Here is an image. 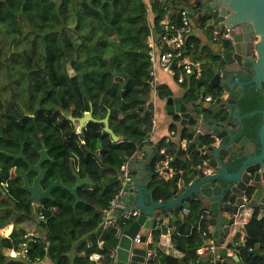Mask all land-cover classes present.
Here are the masks:
<instances>
[{
  "label": "trees",
  "instance_id": "1",
  "mask_svg": "<svg viewBox=\"0 0 264 264\" xmlns=\"http://www.w3.org/2000/svg\"><path fill=\"white\" fill-rule=\"evenodd\" d=\"M199 5L198 0H151V27L144 0H0V264H97L90 260L94 253L101 256L100 264L112 263L122 221L106 225L103 212L123 189L121 166L153 146L151 28L159 32L166 17L177 20L181 10L196 11ZM193 20L197 29L211 30L206 18L195 15ZM204 49L195 36L187 40L186 54L193 60L201 62ZM204 62L206 69L209 63ZM180 85L187 104L220 94L204 76ZM156 92L161 99L172 95L164 86ZM262 98L260 92L251 93L243 111L260 108ZM108 110L118 143L103 131V124L90 122L78 133V123L70 120L89 111L102 120ZM182 136L190 142L187 151L176 141L154 146V166L165 147L177 171L168 181L155 177L150 184L155 201L167 202L180 181L191 182L206 160L186 130ZM42 145L52 160L42 166L47 169L44 189L59 175L69 188L76 183L75 174L89 176L92 185L78 189L75 207V197L61 188L52 191L55 201L44 200L36 207L23 188L26 163L2 154L18 155L23 146L27 161L36 164ZM34 176L28 174L29 183ZM258 214L257 209L246 225L243 264H264L252 253L257 244L264 253V219ZM31 221L38 222L36 232L24 226ZM206 222L201 204L192 202L187 215L169 225L171 242L185 257L180 261L165 254L158 247L159 232H153L152 263L215 264L214 254L201 257L196 252L203 245ZM92 234L96 242L86 247L83 240Z\"/></svg>",
  "mask_w": 264,
  "mask_h": 264
},
{
  "label": "water",
  "instance_id": "2",
  "mask_svg": "<svg viewBox=\"0 0 264 264\" xmlns=\"http://www.w3.org/2000/svg\"><path fill=\"white\" fill-rule=\"evenodd\" d=\"M202 5L205 8L191 10L190 17L207 16L208 26L217 31L229 29L233 36L230 47L218 50L213 63L205 69L207 83L218 88L220 94L213 102L200 100L196 106L169 97L166 109L170 115H178L180 124L193 138L191 144L199 148L206 162L198 168L193 180L181 185L167 202L155 201L153 190H149L155 179V149L142 150L126 163L127 178L115 211L119 219L135 210L139 215L122 222L115 264H146L149 234L161 232L167 235L168 223L164 220L168 221L172 212L182 217L192 202H199L201 209L210 215L208 223L215 241V264H220L222 258L242 264L232 253L231 242L224 248L221 246L245 206L258 205L260 217L264 216V0H204ZM253 92L263 94L260 108L244 112L243 104ZM109 116L110 110L104 119L98 120L89 111L80 118L70 117V120L78 123V133L90 122L103 124V131L112 142L118 143L121 139L110 128ZM255 118L258 120L256 124L253 123ZM2 154L26 163L28 170L21 177L23 188L30 193L29 200L33 204L55 201L52 191L61 188L75 197V207L80 201L78 189L92 185L89 176L81 179L75 174L76 183L69 188L59 175L43 189L47 169L42 166L45 161H52L43 145L36 164L27 161L23 146L18 155ZM29 173L35 174L32 183L28 181ZM235 236H240L239 227ZM259 247L252 253L255 258L261 257L264 263V253H259Z\"/></svg>",
  "mask_w": 264,
  "mask_h": 264
},
{
  "label": "built area",
  "instance_id": "3",
  "mask_svg": "<svg viewBox=\"0 0 264 264\" xmlns=\"http://www.w3.org/2000/svg\"><path fill=\"white\" fill-rule=\"evenodd\" d=\"M197 31L194 20L190 17V10L183 9L180 11L177 20L170 19L166 17L160 23V30L156 32L154 28H151L150 35L148 37V45L150 48V61H151V71L150 75L152 77V87L155 90V67L158 65L163 72L167 75L176 78L179 84L183 83L185 79L194 78L195 80L200 79L205 71L203 63L200 61L193 60L189 55L186 54V43L187 40L192 37ZM211 38L214 43H232L233 36L229 29L217 31L211 28ZM256 43V39H254ZM156 92V91H155ZM204 101L213 102L211 96H205ZM176 133L174 130L170 132V135L166 138V144H170ZM188 140H179L178 146L183 150L187 151ZM159 160L156 162L153 172L154 176H158L159 179L168 181L173 178L177 171L173 167L174 156L167 152L165 147H162L159 151ZM121 180L122 186L127 178L126 164L122 165L121 168ZM123 195V189L115 196L113 200L110 201L109 206L104 210L102 221L106 225H113L115 220L119 218L115 214V208ZM248 202V199L245 198ZM185 212V214H187ZM139 211L135 210L128 214H125L120 220L124 223L133 217H137ZM44 216L42 213L39 214V218L42 219ZM210 232L207 228L202 231V236L207 240L206 246H200L197 249V255L201 256L205 251L210 254H214L215 251V241L210 237ZM99 247L102 246V242L98 243ZM11 256L15 257L16 253L14 251L10 252ZM112 263L115 264V252L111 254ZM100 258L98 255H94V258ZM154 252L152 250H147L145 262L146 264H153Z\"/></svg>",
  "mask_w": 264,
  "mask_h": 264
},
{
  "label": "crops",
  "instance_id": "4",
  "mask_svg": "<svg viewBox=\"0 0 264 264\" xmlns=\"http://www.w3.org/2000/svg\"><path fill=\"white\" fill-rule=\"evenodd\" d=\"M144 2L146 3V5L148 6V12H149V20H150V24L152 27V21H153V13H152V7H151V0H144ZM199 18V17H198ZM196 38H198L201 42V45L205 48L201 53L200 57H202V63H209L208 66H210L215 58V53L218 52V50H220L221 48H224V44L223 43H214L212 41L211 38V30L209 32H204L203 30H201L200 28L197 29V31L195 32V34L193 35ZM192 36V37H193ZM207 66V67H208ZM155 75H156V79H155V90L152 92V96H151V103L153 104V108H154V126H153V130L152 133L150 135V142H152L153 146L152 147H147L143 150H149V149H155V145H157L158 143L165 141L166 138L170 135V132L172 130H174L175 136L173 138V141L177 142L178 145V141L179 140H187L186 138H183L182 133L186 130V128L184 126H182L180 124V118L178 117V115H170V113H168L166 106H167V99H161L157 96V92L156 88L158 86H164V88H167L169 91H171L172 95L170 97L173 98H179L182 99L185 104L186 101L184 99V89L181 87V85L177 82V80L169 75H167L165 72L162 71V69L156 65L155 67ZM203 76L205 77V71L203 73ZM204 100V99H203ZM187 105H192V104H187ZM196 106V105H195ZM172 126H174V129H172ZM187 131V130H186ZM188 132V131H187ZM205 139L206 138H202ZM166 142V141H165ZM196 149L199 150V148L196 146ZM206 162V160L204 161ZM203 162V163H204ZM139 167V165H137V168ZM200 168V166L198 167ZM198 168L196 169V173L198 171ZM195 173V175H196ZM192 181V180H191ZM183 184H187L186 182L183 181V179L180 181V185ZM178 187V188H179ZM149 190H151L150 186H149ZM123 209H126V207H124ZM259 210V219H264V216L261 218L260 217V212H261V208L257 205L256 207H249V206H245L239 216H237L236 218V223L235 226L232 228L230 235L227 237L225 244L221 246V248H224L226 243L231 242L232 243V253L238 257L239 261L243 264V248L245 247V243H246V225L248 224V222L250 221V219L252 218L254 212L256 210ZM116 216L118 217L117 213L115 212ZM183 216H179L177 214H175L174 212H172L170 214V219L168 221L164 220L165 223H168V234L164 235L161 232H159L160 234V239H159V243H158V247L167 255H170L178 260H182L185 257V253L177 250L170 239V223L175 222L176 220L180 219L182 220L185 215L182 213ZM207 214V213H206ZM210 215L207 214V220L209 218ZM119 218V217H118ZM205 228H207L209 230L210 224L209 223H205ZM240 229V236H235V232H236V228ZM204 230V229H203ZM120 230H118V234L117 237L119 238L120 236ZM209 237L214 240L212 234L210 233ZM97 239V235H90L88 237H86L83 241L86 245V247H90L91 245H93L96 242ZM204 242L203 245L201 246H206L207 245V240L205 241V238L203 237ZM153 241V233H150L147 241H146V246H147V250L150 249V244ZM260 246V244H257L255 249L257 248V246ZM84 247V246H83ZM260 247L258 248L259 253L260 251ZM231 250L229 252H231ZM236 252V253H235ZM210 253L208 251H205L201 257L203 256H207ZM262 254V253H260ZM94 255H98L97 253H94L93 255L90 256V260L96 262L97 264H100L101 262V256L100 258L97 259H91L92 257L94 258ZM155 259V256H154ZM154 261V260H153ZM225 262H227V264H235V262L233 260H230L228 258H222L221 259V263L222 264H226ZM153 264H159L158 263H153ZM180 264H186L185 260L182 261ZM188 264H192V262H188Z\"/></svg>",
  "mask_w": 264,
  "mask_h": 264
},
{
  "label": "rangeland",
  "instance_id": "5",
  "mask_svg": "<svg viewBox=\"0 0 264 264\" xmlns=\"http://www.w3.org/2000/svg\"><path fill=\"white\" fill-rule=\"evenodd\" d=\"M150 15V14H149ZM72 71L70 70V73ZM78 132V131H77ZM37 207V205H36ZM25 228L29 231V232H36L38 230L37 226H38V222L37 221H31V222H26L24 224Z\"/></svg>",
  "mask_w": 264,
  "mask_h": 264
},
{
  "label": "flooded vegetation",
  "instance_id": "6",
  "mask_svg": "<svg viewBox=\"0 0 264 264\" xmlns=\"http://www.w3.org/2000/svg\"><path fill=\"white\" fill-rule=\"evenodd\" d=\"M198 1L200 2V5H199V7H198L196 10L201 9V8H205V6L202 5V3H203L204 0H198ZM206 11H208V10H206ZM200 14H201V13H200ZM202 15H203V14H202ZM202 15H201V16H202ZM201 18H206V19H207V16H204V17L202 16ZM207 20H208V19H207ZM209 25H210V24H209ZM209 27H210V26H209ZM210 28H211V27H210ZM228 44H231V43H228ZM228 47H230V45H228ZM34 177H35V176H34ZM43 189H44V188H43Z\"/></svg>",
  "mask_w": 264,
  "mask_h": 264
}]
</instances>
